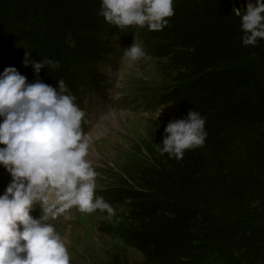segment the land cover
Returning a JSON list of instances; mask_svg holds the SVG:
<instances>
[{"label":"trees","instance_id":"obj_1","mask_svg":"<svg viewBox=\"0 0 264 264\" xmlns=\"http://www.w3.org/2000/svg\"><path fill=\"white\" fill-rule=\"evenodd\" d=\"M0 7V32L14 55L6 57L10 65H0L2 72L15 67L34 82L33 67L22 63L28 52L37 62H60L41 69L46 84L63 79L72 94L77 87L97 88L79 61L114 53L92 32H118L98 15L100 0H3ZM236 9L246 6L174 0L175 15L163 30L140 32L171 82L158 101L173 119L198 111L207 137L179 160L161 155L164 138L158 140V150L149 148L144 164L125 170L110 191V199L126 207L117 232L140 252L138 264H264V40L242 46ZM81 19L95 23L76 22ZM10 180L0 166V194ZM104 264L127 263L114 257Z\"/></svg>","mask_w":264,"mask_h":264},{"label":"clouds","instance_id":"obj_2","mask_svg":"<svg viewBox=\"0 0 264 264\" xmlns=\"http://www.w3.org/2000/svg\"><path fill=\"white\" fill-rule=\"evenodd\" d=\"M98 15L120 31L130 27L160 31L175 15L174 0H100ZM236 15L242 46L264 40V0L249 2L245 10L236 9ZM65 42L75 47L70 34ZM146 55L135 36L124 49L128 67ZM22 63L33 67L34 82L29 83L15 67L0 73V166L11 177L0 194V264H71L64 238L49 221L72 208L109 216L115 211L96 194L98 174L89 159L91 137L82 127L87 123L85 111L63 79L55 87L39 79L42 68H58L60 62L47 58L37 62L26 52ZM205 124L206 118L196 110L171 120L164 129L160 154L179 160L186 150L202 147ZM37 204L39 217L32 215Z\"/></svg>","mask_w":264,"mask_h":264},{"label":"rangeland","instance_id":"obj_3","mask_svg":"<svg viewBox=\"0 0 264 264\" xmlns=\"http://www.w3.org/2000/svg\"><path fill=\"white\" fill-rule=\"evenodd\" d=\"M71 3L69 1L66 4L76 6ZM232 3L239 7L244 4L247 6L246 0H232ZM78 21L83 25L95 23L90 19ZM142 29L136 28L134 32H129V39L110 30L92 32L90 35L95 39L98 35L103 42L112 45L114 53L95 52L83 61L78 60L97 87L84 94L81 93L82 88L77 87L73 94L75 102L86 113L87 123L82 124V127L85 134L91 137L89 159L98 174L96 194L113 207L115 214L109 216L99 210L87 214L72 208L49 221L64 238L71 264H104L114 257L122 258L127 264H138L142 259L140 252L118 235L126 207L114 203L109 195L117 182L125 177V170L134 163L144 164L145 157L149 156V148L158 150L157 141L165 137L163 128L174 118L168 105L158 101L162 88L169 87L171 82L162 72L161 61L149 52L146 43L141 42ZM134 36L147 55L128 67L124 49L134 43ZM9 43L0 32L1 66L11 64L7 56L14 57L10 54ZM50 78L51 81L57 80L55 76ZM86 82L91 81L86 79ZM160 111L161 115L156 119ZM7 183L8 180L3 184ZM35 208L32 215L39 217V204Z\"/></svg>","mask_w":264,"mask_h":264},{"label":"water","instance_id":"obj_4","mask_svg":"<svg viewBox=\"0 0 264 264\" xmlns=\"http://www.w3.org/2000/svg\"><path fill=\"white\" fill-rule=\"evenodd\" d=\"M250 2V0H246V3L248 4Z\"/></svg>","mask_w":264,"mask_h":264}]
</instances>
